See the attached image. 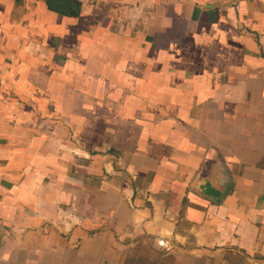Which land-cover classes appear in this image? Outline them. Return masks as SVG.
Segmentation results:
<instances>
[{
  "label": "crops",
  "instance_id": "0c3cea01",
  "mask_svg": "<svg viewBox=\"0 0 264 264\" xmlns=\"http://www.w3.org/2000/svg\"><path fill=\"white\" fill-rule=\"evenodd\" d=\"M0 135V264H264V0H0Z\"/></svg>",
  "mask_w": 264,
  "mask_h": 264
},
{
  "label": "water",
  "instance_id": "95a60500",
  "mask_svg": "<svg viewBox=\"0 0 264 264\" xmlns=\"http://www.w3.org/2000/svg\"><path fill=\"white\" fill-rule=\"evenodd\" d=\"M218 184L221 186L220 189L212 187L208 182H204L203 184H201L200 188H202V191L204 192L206 198L215 202H219L227 191L229 178H221Z\"/></svg>",
  "mask_w": 264,
  "mask_h": 264
},
{
  "label": "trees",
  "instance_id": "16d2710c",
  "mask_svg": "<svg viewBox=\"0 0 264 264\" xmlns=\"http://www.w3.org/2000/svg\"><path fill=\"white\" fill-rule=\"evenodd\" d=\"M2 134V133H1ZM1 136V135H0ZM2 139H4V138H2ZM4 141H5V139L4 140H1L0 139V146H2L3 144H4ZM0 149H2V150H6L7 149V147L5 146V147H2V148H0ZM161 259V258H160ZM160 259H156L155 261H154V263L153 264H162L163 262H165L166 260H165V258L164 259H161V261H160Z\"/></svg>",
  "mask_w": 264,
  "mask_h": 264
},
{
  "label": "built area",
  "instance_id": "2783aa9c",
  "mask_svg": "<svg viewBox=\"0 0 264 264\" xmlns=\"http://www.w3.org/2000/svg\"><path fill=\"white\" fill-rule=\"evenodd\" d=\"M159 244H160L161 246H165V243H164L163 241H159Z\"/></svg>",
  "mask_w": 264,
  "mask_h": 264
}]
</instances>
